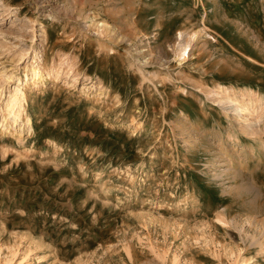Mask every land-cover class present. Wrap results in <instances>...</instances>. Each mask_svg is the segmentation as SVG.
Here are the masks:
<instances>
[{
	"label": "rangeland",
	"instance_id": "obj_1",
	"mask_svg": "<svg viewBox=\"0 0 264 264\" xmlns=\"http://www.w3.org/2000/svg\"><path fill=\"white\" fill-rule=\"evenodd\" d=\"M0 264H264V0H0Z\"/></svg>",
	"mask_w": 264,
	"mask_h": 264
},
{
	"label": "bare ground",
	"instance_id": "obj_2",
	"mask_svg": "<svg viewBox=\"0 0 264 264\" xmlns=\"http://www.w3.org/2000/svg\"><path fill=\"white\" fill-rule=\"evenodd\" d=\"M45 45H46V44H45ZM45 45H44V46H45ZM28 70H29V69H28ZM30 71H31L30 74H29V73L26 74V78H27L26 83H27V82L29 83L31 79L36 78V77L40 74L39 71H38L37 69H35V68L31 69ZM34 80H35V79H34ZM24 85H25V84H24ZM232 89H233V88H232ZM232 89H231V91H232ZM22 91H23V90H22L21 88L18 90V92H22ZM211 91H212V90H211ZM210 93H211V92H210ZM228 93H230V89H229V87H227V89H226V93H225V94L228 95ZM19 94H21V93H19ZM212 95H214L213 92H212ZM212 95H211V96H212ZM229 95H231V93H230ZM214 96H215V95H214ZM210 98H211V97H210ZM24 101H25V100H24ZM14 102H15V103H13V102H12V103L15 105V107H16V106H20V109H24V106L22 105V103H21V99L18 97V94L14 97ZM233 102H234V101H233ZM233 102H232V103H233ZM222 103H223V102H222ZM12 106H13V105H12ZM232 106H233V105H232ZM223 107H224V106H223ZM224 109H225V108H224ZM226 110H227V109H226ZM243 110H244V109H243ZM245 110L248 111V110H249L248 107H246ZM19 111H21V110H19ZM228 111H229V110H228ZM228 111H227V112H228ZM19 113H20V112H19ZM228 113H229V112H228ZM15 114H16V113H15ZM225 114H226V113H225ZM221 115H222V114H221ZM226 118H227V117H226ZM249 134H250V133H249ZM193 144H194V143H193ZM196 144H197V143H195L194 146H195ZM191 145H192V144H191ZM244 260H245V259H244Z\"/></svg>",
	"mask_w": 264,
	"mask_h": 264
}]
</instances>
